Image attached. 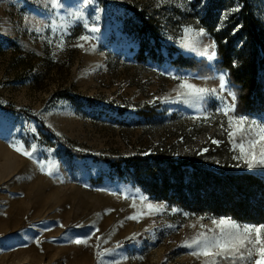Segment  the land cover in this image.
I'll list each match as a JSON object with an SVG mask.
<instances>
[{
  "label": "rangeland",
  "instance_id": "obj_1",
  "mask_svg": "<svg viewBox=\"0 0 264 264\" xmlns=\"http://www.w3.org/2000/svg\"><path fill=\"white\" fill-rule=\"evenodd\" d=\"M58 3L0 0V264H207L184 244L215 229L212 219L226 218L190 211L206 194L208 174L180 165L164 201L139 185L127 162L163 144L176 160L196 152L209 156L201 159L205 168L244 165L264 177V167L237 159L241 135L230 139L229 117L220 111L233 103L235 88L217 68L209 33L226 35L235 51L244 48L242 18L264 31V0ZM141 18L154 32H138ZM169 48L202 63L197 71L171 66ZM202 68L209 75H199ZM181 80L210 94L191 102ZM260 93L264 98V85ZM234 103L230 117L264 122L260 101L249 114ZM13 144L34 146L32 158ZM210 145L225 146L223 160Z\"/></svg>",
  "mask_w": 264,
  "mask_h": 264
},
{
  "label": "trees",
  "instance_id": "obj_2",
  "mask_svg": "<svg viewBox=\"0 0 264 264\" xmlns=\"http://www.w3.org/2000/svg\"><path fill=\"white\" fill-rule=\"evenodd\" d=\"M152 24V22L141 18L138 32L149 30L154 32ZM209 33L216 47L217 68L227 72V80L235 88L237 110L244 114L252 113L258 108L257 102L259 101L262 103V108H264V98H261L260 93L261 86L264 85L263 29H260L258 24L250 20L249 17L243 16L242 33L246 34L248 39L247 46L238 48V51H235L237 47L231 48V43L226 35L216 33L212 28H209ZM151 34L153 42L156 43V35L154 33ZM145 48V45L140 48L139 59L143 58L142 52ZM167 54L170 65L179 69L197 71L196 67L202 63V61L186 57L172 48L167 50ZM149 56H153L151 51ZM198 74L201 76L209 75V70L202 68L198 71ZM54 138L57 141H63L61 143L65 146L67 145L62 138L55 136ZM223 147L225 146L219 145L215 147L210 145V148L214 150L213 156L218 155L223 160L224 153L219 151ZM212 150H210L209 154L212 153ZM150 152L148 155L145 154L146 151L144 150L142 153L145 155L142 156L140 155L141 153L133 155L127 162L134 169V174L136 173L139 178V185L149 195L155 196L159 200L167 201L169 189L177 187V170L180 165H184L192 168V175H195L196 172L208 174L204 175L205 179L203 181L205 182L206 194L203 196L202 201H205V203L199 198L193 201V206L190 208L191 212H197L198 215H203L207 218H232L234 221L253 226L264 224L263 176L257 177L253 174L254 172L244 171V165H240L236 169L229 168L227 163L224 162L219 165L217 171L210 168L212 162H209L207 164L208 167L205 168L203 167L204 161L201 159L209 156L197 155L196 152L184 155L183 158L176 160L174 159L175 149L171 146L166 147L163 144L153 145ZM110 160V158H105L104 162L108 163ZM150 163L153 164V168L148 166ZM138 174H140L142 179ZM218 193H221V195ZM252 195L256 197L254 201L252 200L254 198ZM223 196L230 201V204L221 200ZM196 205H198L197 208L195 207ZM228 263V261L219 262V264Z\"/></svg>",
  "mask_w": 264,
  "mask_h": 264
},
{
  "label": "snow or ice",
  "instance_id": "obj_3",
  "mask_svg": "<svg viewBox=\"0 0 264 264\" xmlns=\"http://www.w3.org/2000/svg\"><path fill=\"white\" fill-rule=\"evenodd\" d=\"M53 4L59 6L58 0H53ZM90 31L94 32L96 29ZM89 39L88 36L81 37L83 41ZM179 86L185 90L181 95L191 102L203 101L210 94L207 89L199 88L187 80H181ZM235 99V95L232 94L233 103L225 104L220 111L229 117L227 124L230 139L234 141L238 134L241 135V142L236 146L239 151L237 159L243 160L249 168L264 167V122L257 123L245 117H230L229 113L235 111ZM212 142L218 143L215 140ZM12 148L29 159L35 150L34 146H30L31 150H25L24 145L16 144H13ZM147 209L149 213L155 211L151 204ZM143 214L142 212L140 215ZM129 218L137 219L136 216ZM211 223L216 226L215 229H208L207 232L198 233L191 241H185L184 246L193 249L191 252L193 256L204 257L207 264H219L223 261L236 264L237 260H242L245 264H264V225H242L232 218L212 219ZM82 242L75 241L77 244Z\"/></svg>",
  "mask_w": 264,
  "mask_h": 264
}]
</instances>
